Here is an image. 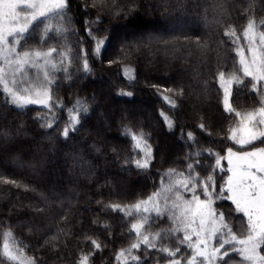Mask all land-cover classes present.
Listing matches in <instances>:
<instances>
[{"label": "trees", "instance_id": "16d2710c", "mask_svg": "<svg viewBox=\"0 0 264 264\" xmlns=\"http://www.w3.org/2000/svg\"><path fill=\"white\" fill-rule=\"evenodd\" d=\"M67 15L66 32L44 36L46 24L59 23L45 19L19 46L59 50L52 57L59 70L48 69L55 81L52 110L37 104L17 108L0 93V131L10 133V139L0 138V234L11 230L35 264H80L82 256L89 257L87 264H167L171 258L158 249L178 246L176 258L184 261L191 250L176 239L158 241L155 249L141 245L118 259L121 249L132 245L135 217L109 206L136 204L160 188L165 172L187 173L189 164L203 178L214 175L219 194L227 170L224 159L216 167L215 154L264 146L257 141L242 148L227 138L237 117L224 111L218 81L220 71L234 68L232 56L245 42L249 20L264 31V0H68ZM231 29L239 41L225 36ZM105 38L94 54L97 41ZM244 79V85L233 87L237 111L260 105L251 78ZM77 101L88 112L65 138L68 110ZM53 115V126L42 127ZM140 133L151 147L147 169L135 163L144 157L133 139ZM215 206L233 232L247 233L244 215L230 200L218 199ZM225 250L231 253L227 264L247 262L228 246Z\"/></svg>", "mask_w": 264, "mask_h": 264}, {"label": "snow or ice", "instance_id": "6c2138e0", "mask_svg": "<svg viewBox=\"0 0 264 264\" xmlns=\"http://www.w3.org/2000/svg\"><path fill=\"white\" fill-rule=\"evenodd\" d=\"M67 9L68 0H0V93L6 96V102L21 109L30 104H41L52 110L51 85L55 81L50 79L48 69L59 70L52 59L53 54H58L59 50L55 47L49 48L46 52L17 49L30 30L43 23L45 19H56L59 23L56 26L46 24L44 36L50 31L66 32L68 29L64 22L67 21L69 24L71 22ZM261 25L264 26V22H261ZM256 28L255 20H249L243 30L242 35L246 44L236 49L239 69L231 73L225 71L218 73L219 85L223 90L221 100L223 109L238 118L237 125L229 129L230 135L227 138L240 146L254 145L257 141L264 143V31L257 32ZM225 36L236 37V41L240 40V37L236 36L235 29L226 31ZM107 39L97 41L94 54H99L101 46ZM245 47L250 58L245 54ZM61 55L67 58V53ZM60 63H63V59ZM83 68L86 73L90 71L86 56ZM32 70L35 71V75L30 76L29 72ZM237 72L242 73V76ZM244 78H251V89L260 94L261 99L260 107L242 113L233 107L232 99L233 87L244 85ZM127 94L131 95V93ZM171 103L175 107V102L171 101ZM68 112L69 124L62 133L65 138L77 129L81 117L88 112V108L77 101ZM165 120L169 128L173 127L169 118L165 117ZM55 121L56 117L53 115L51 122L45 123L42 127L51 128ZM199 127L204 129L205 126L201 124ZM0 138L10 139V133L0 131ZM187 138L190 141L195 140L192 133H188ZM133 139L136 140L137 147L142 143L145 145L143 149L145 158L143 161L137 160L136 166L147 169L152 159L151 147L144 141L143 133L133 134ZM208 154L212 155L210 151ZM215 155L216 167L220 168L221 160L227 159L231 166L229 171L232 173L221 186L219 194L216 192L214 175L203 178L199 173H195L196 165L189 164L187 175L169 169L164 176L175 179H169L167 184L162 180L161 189L152 193L147 199L131 206L121 207L119 204L109 206L113 210L125 212L130 217H139L136 223L131 224V231L139 239L130 245L129 249H121L118 259L120 257L126 259L133 249H139L141 245L155 249L157 241L167 236H176L179 245L191 250V256L186 258V264H216L218 260L227 264L225 258L231 253L227 250L222 252L226 246L231 248V252L238 253L242 261H247L249 264H264V255L260 254L264 251V147L241 152H233L229 148L226 157ZM10 182L15 183V181H4V183ZM225 191L229 193L226 197L223 195ZM185 193L191 194L190 198L186 199ZM201 196L205 198L201 199ZM214 198L231 200L235 205V211L247 217L246 234L238 236L233 232L226 221L225 213L218 212L213 207ZM153 213L155 217L167 215L173 226L150 235L145 234L147 228L151 227ZM213 241L218 246L214 244L209 247ZM21 243L22 241L15 239L11 230L0 234V260H7L9 264H35L34 258L25 257L24 249L19 247ZM92 243L97 249L100 248V244L96 241L93 240ZM234 244L240 247H233ZM158 250L167 253L171 258L170 264H181V259L176 258L181 251L179 246L175 250L167 247ZM88 259V256H82L80 264H87ZM131 259L139 261L138 256H132Z\"/></svg>", "mask_w": 264, "mask_h": 264}, {"label": "rangeland", "instance_id": "374dc122", "mask_svg": "<svg viewBox=\"0 0 264 264\" xmlns=\"http://www.w3.org/2000/svg\"><path fill=\"white\" fill-rule=\"evenodd\" d=\"M185 25H188V23H186ZM182 25H180V26H177V27H181ZM189 26H192L191 24L189 25ZM176 26H175V28H177ZM256 31L257 32H260V30L259 29H257L256 28ZM246 44V41L242 44V45H245ZM241 45V46H242ZM18 51H25V50H29V49H22V48H20L19 46H18V49H17ZM43 51V50H42ZM46 52V51H45ZM245 54H246V56H248L249 58H250V54L247 52V48L245 47ZM233 58H234V68L233 69H231V70H228V71H225L226 73H231V72H234V71H237V69H239V67H240V65H239V56L237 55V52H236V54H234L233 56H232ZM32 74L33 75H35V71L34 70H32V71H30L29 72V75L30 76H32ZM237 74L238 75H240V76H242V73H239V72H237ZM33 98H35V97H33ZM51 102V101H50ZM37 105H41V104H37ZM41 106H44V105H41ZM46 107V106H45ZM258 107H260V105L259 106H257V107H254V108H258ZM254 108H251V109H249V110H242V111H240V112H247V111H250V110H252V109H254ZM237 123H238V118H237V120L236 121H234V122H232V124H231V128L232 127H235L236 125H237ZM234 142V141H233ZM238 145V144H237ZM238 146H240V145H238ZM144 147H145V145H143V144H141L140 145V148H141V150L143 151V155H144V157H141V161H143V159L145 158V154H144ZM240 147H245V146H240ZM257 147H264V146H257ZM254 148L255 147H253V148H251V149H246V150H243V151H252V150H254ZM232 149V148H231ZM233 150V152H241V151H239V150H235V149H232ZM227 156V151H226V153H225V155L223 156V157H226ZM224 161L226 162V170H227V177H226V179H225V181L227 180V178H228V176H230L232 173L229 171V169H230V165L228 164V161H227V159H224ZM168 172V171H167ZM166 173V172H165ZM164 173V174H165ZM177 173H184L185 175H187L188 174V172L187 173H185V172H177ZM164 174H163V181H164V184H167L168 182H169V179H175V177H172V178H166L165 176H164ZM225 183V182H224ZM161 187H162V184L160 185V188L158 189V190H160L161 189ZM157 190V191H158ZM156 191V192H157ZM225 193V197L227 196V195H229V193H227V191H225L224 192ZM198 194V193H197ZM185 195V198L187 199V198H190V195L191 194H189V193H185L184 194ZM199 195V194H198ZM149 197V196H148ZM147 197V198H148ZM147 198H145V199H147ZM201 199H204V196L202 197H200ZM145 199H143V200H145ZM229 200V199H228ZM231 201V200H230ZM232 202V201H231ZM233 203V202H232ZM215 204H216V199L214 198V204H213V207L216 209V206H215ZM234 205V204H233ZM234 207H235V205H234ZM239 214H241V215H244L243 213H239ZM153 215V220H152V222H151V227H149V228H147V230H146V232H145V234H153V233H155V232H157V231H160L161 229H169V228H171L172 226H173V223H172V221L168 218V216L167 215H165V216H162V217H155V214L153 213L152 214ZM163 217H165L166 218V220L165 221H162V218ZM139 219V217L138 216H136L135 217V221H134V223H136L137 222V220ZM244 221H246L247 222V217L246 216H244ZM164 222H166V223H164ZM178 235H180V234H177V236ZM138 237H137V235L135 234V233H133L132 232V235H131V244H133V243H136L137 241H138ZM168 239H176L177 240V238H176V236H167L165 239H163V240H168ZM158 242V241H157ZM214 243H215V241H213L210 245H209V247H212L213 245H214ZM167 264H170V262L169 263H167ZM181 264H186V260H184V261H181ZM245 264H249V262H246Z\"/></svg>", "mask_w": 264, "mask_h": 264}]
</instances>
